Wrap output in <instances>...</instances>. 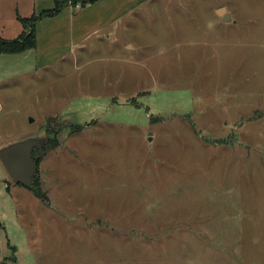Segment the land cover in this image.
I'll return each instance as SVG.
<instances>
[{"label": "rangeland", "instance_id": "obj_1", "mask_svg": "<svg viewBox=\"0 0 264 264\" xmlns=\"http://www.w3.org/2000/svg\"><path fill=\"white\" fill-rule=\"evenodd\" d=\"M100 1L0 55V151L45 152V200L0 158V264H264V0ZM54 7L0 0V38Z\"/></svg>", "mask_w": 264, "mask_h": 264}, {"label": "water", "instance_id": "obj_2", "mask_svg": "<svg viewBox=\"0 0 264 264\" xmlns=\"http://www.w3.org/2000/svg\"><path fill=\"white\" fill-rule=\"evenodd\" d=\"M217 14L223 21H231V16L226 13L225 9L218 10ZM39 146V140L29 138L23 140L22 143H13L3 147L0 151V158L13 181L32 191L38 174V163L45 153L36 155Z\"/></svg>", "mask_w": 264, "mask_h": 264}, {"label": "trees", "instance_id": "obj_3", "mask_svg": "<svg viewBox=\"0 0 264 264\" xmlns=\"http://www.w3.org/2000/svg\"><path fill=\"white\" fill-rule=\"evenodd\" d=\"M100 0H71V3L76 5L81 3L82 8H86L87 6L95 5ZM67 2L62 0H55V7L54 9L43 13L39 17L33 18L31 21L22 20L24 24V32L22 36L15 40H3L0 38V55H16L22 54L26 51L34 50L37 48V35H36V28L40 21L44 18H53L58 16L63 9L66 7ZM31 24L30 31L27 30L28 25ZM38 163V170H39ZM33 193L36 197L45 200L44 195L41 194L39 183L35 179V187Z\"/></svg>", "mask_w": 264, "mask_h": 264}, {"label": "crops", "instance_id": "obj_4", "mask_svg": "<svg viewBox=\"0 0 264 264\" xmlns=\"http://www.w3.org/2000/svg\"><path fill=\"white\" fill-rule=\"evenodd\" d=\"M100 2H101V1H99L97 4L92 5V6H87L86 8L82 9V10H81L79 13H77V14L73 13V11L71 12L72 9H70V8H66V9H64V10L62 11V13L60 14L59 17L64 16V14L67 13L68 16H69V18L73 20V21L71 20L73 23H74V21L81 20L79 23H81V24L84 25V26H82L81 28L77 27L76 29L79 30V31H83V32H85V30H86L85 26H86L87 24H92V25H94L96 28L93 29V30H91L89 33L87 32V33L85 34L86 37L91 36L92 34H94V33H98L99 31L103 30V29L105 28V26H107V25L110 24L113 20L116 19L115 16H113V17H111V18H108V19H107V18L104 19L103 17H101V18H96V17H94V20H95L96 23H93V22L90 21L91 18H88V17L86 16V14H87L86 12H90V10H95L94 8H97V7L99 6ZM68 11L71 12L72 14L68 13ZM66 16H67V15H66ZM56 17H58V16H56ZM56 17H55V18H56ZM51 19H54V18H51ZM40 22H41V21H40ZM40 22H39V23H40ZM39 23H38V25H39ZM38 25H37V27H38ZM96 30H97V32H96ZM29 138H30V137H29ZM26 139H27V138H26ZM12 144H13V143H12ZM9 145H10V144H9Z\"/></svg>", "mask_w": 264, "mask_h": 264}]
</instances>
